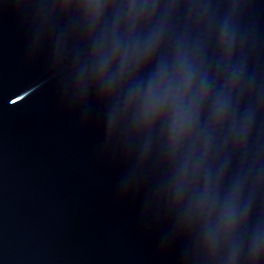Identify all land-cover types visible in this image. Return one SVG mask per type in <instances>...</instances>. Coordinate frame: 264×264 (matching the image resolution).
I'll return each mask as SVG.
<instances>
[{
  "label": "water",
  "instance_id": "obj_1",
  "mask_svg": "<svg viewBox=\"0 0 264 264\" xmlns=\"http://www.w3.org/2000/svg\"><path fill=\"white\" fill-rule=\"evenodd\" d=\"M0 264H264V0H0Z\"/></svg>",
  "mask_w": 264,
  "mask_h": 264
}]
</instances>
